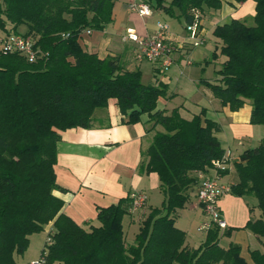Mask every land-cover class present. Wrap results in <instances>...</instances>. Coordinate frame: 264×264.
<instances>
[{"label":"trees","instance_id":"1","mask_svg":"<svg viewBox=\"0 0 264 264\" xmlns=\"http://www.w3.org/2000/svg\"><path fill=\"white\" fill-rule=\"evenodd\" d=\"M117 1L0 0V25L11 24L5 32L21 33L25 26L24 34L33 36L44 53L30 62L0 49V264H18L15 254H24L30 236L51 222L54 231L42 251L43 264H264V251L252 250L250 263L240 245L223 248L217 225L199 247L191 248L185 244L186 232L175 224L177 209L199 187L196 173L214 168L219 176L228 174L222 166L233 162L229 192L257 198L261 217L245 228L264 238V138L231 159L216 134L218 122L202 114L187 119L179 108L170 113L158 108L159 98L168 95L166 83L146 84L141 69H127L121 56L102 58L87 51L80 42L83 33L112 23ZM253 1L254 24L233 18L216 26L226 60L216 80L201 83L232 111L251 101L250 123L264 126V0ZM147 2L186 26L223 6V0ZM111 99L117 100L125 123L140 122L147 114L153 128L162 127L142 151L140 170L159 175L166 199L163 208H152L133 244L123 225L132 197L98 207L100 225L87 229L61 212L64 201L54 193L66 191L55 170L60 132L92 128L95 111L108 107Z\"/></svg>","mask_w":264,"mask_h":264},{"label":"crops","instance_id":"2","mask_svg":"<svg viewBox=\"0 0 264 264\" xmlns=\"http://www.w3.org/2000/svg\"><path fill=\"white\" fill-rule=\"evenodd\" d=\"M132 2H147V0H118L113 9L112 23L102 31L94 30L90 34L83 33L80 42L87 51L97 53L102 58L109 55L121 56L126 68L135 70L140 69L137 61L143 59H139L135 54L136 49H138L137 44L127 40L125 36L127 29L135 30L141 38L148 37L154 33L155 28L154 24L152 28L149 27L151 17L154 15L157 16L158 14H167L161 10L152 8V15L140 16L129 9V4ZM255 13L256 2L253 0H247L241 3L235 0H223L221 9L209 10L202 16V27L205 35H209L210 32L214 34L217 25L223 24L233 18L244 20L248 15H253L254 17ZM174 18L176 19V17ZM179 21L182 22L183 20L179 19ZM167 23L171 24L169 21ZM208 23L210 24L208 25ZM20 28L26 30L25 26H21ZM165 37L172 45L178 47L183 45L182 48L176 49L180 53V58L177 60L176 65L180 67L181 71L185 68L182 62L184 57L183 52L193 59V62L201 64L216 53L211 51L210 48L204 47L207 40L203 45L198 47H184V43L188 39L187 31L183 39L179 38L180 36H176V33L175 35L172 34V29L165 33ZM218 40L221 41V39L216 37L215 45L217 47ZM123 45H126V49L123 48ZM198 54H201L199 59L196 58ZM225 60L226 56H224V60L220 63L218 69L221 68ZM200 79L196 78L199 84L201 82ZM166 84L168 86V95L159 98L158 108L164 109L168 113L175 108H179L183 117L191 119L193 116L187 117L180 106L181 104L178 106L173 104L174 97L178 92L171 90L168 82ZM218 107L226 114V118L230 119L229 128L232 135L231 139L237 141L238 146H243V150H241L239 156L244 150L250 147L244 148L246 143H251L252 145L254 139L258 137L257 143L254 144L257 146L262 138H264L258 126L250 123L251 105L249 109L242 110L241 108L238 111H232L229 106L220 105ZM93 118V127L90 129L76 127L60 132L61 140L57 144L58 161L55 170L58 185L66 189V191L59 188L54 193L64 201L61 212L69 215L87 229L91 226L100 225L97 219L98 207L109 206L117 203L122 198H131V195L135 192L145 193L147 195V201L140 207L135 208L133 199L131 198L127 203L129 213L123 219L127 242L133 244L134 241H128V229L124 222L125 217L129 216L131 220L137 222L138 230L135 232L136 237L142 222L152 211V204L156 198V190L164 194L159 175L156 172L145 173L140 170V164L143 160L142 151L150 145L154 134L157 130H162V127L158 125L153 128L154 122L150 120L147 114L142 116L140 122L135 124L125 123V116L121 113L116 99L109 100L108 107L97 109ZM226 155L231 159L239 158V156L233 158L228 150H226ZM226 166L229 169L228 174L222 173L220 176L222 181L227 186H230L235 176L233 162H230L228 165L223 164L222 168ZM208 174H216V170L212 168ZM204 175H207V173H196L199 180ZM197 192L198 183L191 189L189 201L185 205V208H187L185 210L191 212L192 218H199V214L205 216L202 206L199 204ZM247 197L236 196L227 192L220 198L219 207L223 219L227 223L226 231L232 228H245L249 220L261 217L262 211L258 209L259 212L254 214L256 205L250 206ZM165 199L166 196L164 194V201ZM175 215L176 226L185 231L188 238L189 228L180 226L178 224L180 220L178 217L179 213H175ZM207 221L201 225L202 229H205L204 224ZM53 226V222H51L46 228L51 230ZM247 234L251 239V243L247 245L248 253H245L242 249L243 246H241V254L247 261L253 263L251 251L256 249L264 251V238L259 237L252 231V235ZM31 238L32 235L30 236V240ZM219 243L223 248L230 247L224 246V244L222 245L221 240ZM185 244L191 248H197L191 246L188 241Z\"/></svg>","mask_w":264,"mask_h":264},{"label":"rangeland","instance_id":"3","mask_svg":"<svg viewBox=\"0 0 264 264\" xmlns=\"http://www.w3.org/2000/svg\"><path fill=\"white\" fill-rule=\"evenodd\" d=\"M130 6V4H129ZM130 9V7H129ZM153 14V13H152ZM159 15V14H158ZM152 16L151 22L149 23V27L152 28L153 24L155 26L154 31L157 29L158 23H167L169 21L171 24H168L169 27L172 25L170 29H172V34L176 36H180L179 38L184 37L185 35V21H179L178 18H174L167 15H159V16ZM244 21L247 24L252 25L254 24V17L253 15H248ZM210 23H208L209 25ZM207 25V26H208ZM11 27L9 22L6 23L5 27L0 25V36L4 34L5 28ZM128 30V29H127ZM168 30V31H169ZM19 32L25 33L24 29L19 28ZM127 35V32H126ZM125 35V36H126ZM166 38V37H165ZM216 37L212 32L206 35L207 43L204 44L205 48H210L211 51L216 52L211 56V58H207V61L201 63L193 62L185 52L182 54L184 55L182 62L185 65L183 71H181L180 67L176 65L177 60H179V52L176 50L171 53V58L173 60L170 68L168 71H164L161 69V65L158 61H154L148 58L143 60L137 61L140 69L142 71L141 79L146 84H154L159 85L162 82H168L169 87L171 90L177 91L178 94L174 97L173 104L180 105L183 109V112L187 117H192L195 114H202L203 117H208L210 119L215 120L220 125V130L216 133L218 137H220V141L222 146L226 150H228L231 156L234 158L239 156L241 150H243V146H238L237 141H233L231 131L229 128V121L230 119L226 118V114L222 111L221 108L218 106H224L221 101L215 96L213 90L201 83L197 82L196 78L208 79L214 81L218 78L217 70L219 68L220 63L224 60V55L221 52V41L218 40V47L215 45ZM129 41V40H128ZM132 42V41H131ZM165 43L170 44L165 39ZM176 47V45H173ZM123 48L126 49V45H123ZM135 54L138 56L139 50L136 49ZM201 54L196 55V58L199 59ZM175 60V61H174ZM184 67V66H183ZM155 68V70H154ZM157 69V70H156ZM251 105V101L247 100L245 105L242 107V110L249 109ZM241 109V108H240ZM154 125V124H153ZM258 129L262 131L261 134L264 135V126L258 125ZM260 134V135H261ZM259 138L256 137L254 141L251 143H246L244 148H248L249 146H256L254 144L257 143ZM228 146V147H227ZM230 146V147H229ZM249 147V148H250ZM231 149V150H230ZM247 200L250 203V206H255L254 214L258 213L260 209L258 207V200L255 196H248ZM164 205V194L160 193L159 190H156V198L154 199V203L152 204V208H163ZM185 207L177 209L176 213H179L180 220L178 224L183 228H189L188 238L186 235V242L190 243L191 246L198 247L204 240H206L207 236V229H202L201 225L206 220H209L208 217L202 214H199V218H192L191 212H187ZM192 209V208H190ZM194 213V212H193ZM177 215V214H176ZM178 218V219H179ZM98 219V218H97ZM125 225L128 229V241L135 242V232L138 230V225L136 221L131 220L129 216L125 217ZM54 231V226L51 230L45 227L43 231L38 233L32 234V238L29 243V247L26 252L22 255L15 254V258L18 264H33L37 260L42 258V251L45 247V243L48 240L50 234ZM249 233L251 234L250 230L245 228H232L231 233L227 234L225 228L220 230V240L221 244L224 246H230L231 244H237L243 246V250L245 253H248L247 245L251 243V239L247 236ZM251 237V236H250ZM223 242V243H222ZM253 248V247H252Z\"/></svg>","mask_w":264,"mask_h":264},{"label":"built area","instance_id":"4","mask_svg":"<svg viewBox=\"0 0 264 264\" xmlns=\"http://www.w3.org/2000/svg\"><path fill=\"white\" fill-rule=\"evenodd\" d=\"M130 10L139 14L140 16H150L153 13V9L147 2H132L130 3ZM199 16L198 14L196 15ZM169 25L166 23H158L156 31L145 38H141L135 30L128 29L126 38L129 41H133L137 44L139 59H151L158 61L161 65V69L168 71L173 60L171 53L176 49L182 48L173 46L171 43H165V33L169 30ZM186 31L188 34L187 42L190 46L198 47L206 42V35L202 27L201 18H196L190 24H187ZM84 33L90 34V30H86ZM184 43V44H185ZM0 49L5 53H17L24 56L28 61L35 62L37 59L44 55L41 49L36 47L35 38L31 35L24 33H18L14 31L4 32L0 36ZM218 166H222L221 163H217ZM230 187L227 186L216 174H207L200 179L197 198L199 204L202 206L204 214L208 217V221L204 224L205 229L211 228L213 225L219 226L221 229L227 227L226 221L223 219L221 209L219 207L220 198L227 192ZM133 199L134 207H140L147 201V195L141 192H135L131 195ZM44 257L37 260L33 264H43Z\"/></svg>","mask_w":264,"mask_h":264}]
</instances>
